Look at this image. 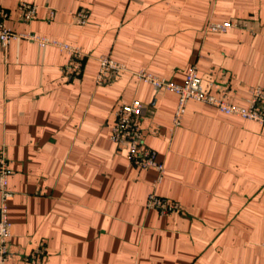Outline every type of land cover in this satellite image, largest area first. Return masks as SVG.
Listing matches in <instances>:
<instances>
[{
  "label": "crops",
  "instance_id": "crops-1",
  "mask_svg": "<svg viewBox=\"0 0 264 264\" xmlns=\"http://www.w3.org/2000/svg\"><path fill=\"white\" fill-rule=\"evenodd\" d=\"M21 1L38 6L33 20H22ZM0 8L13 30L85 53L70 78L59 47L0 43V154L13 194L6 264H264V127L195 99L174 127L177 94L135 74L184 83L196 66L212 93L227 86L228 100L246 106L252 88L264 87V0H0ZM81 8L86 25L70 13ZM233 18L248 27L206 30ZM105 55L126 69L97 85ZM134 99L144 105L145 141L165 164L156 185L158 172L130 164L110 137L115 110ZM152 191L180 209L148 207Z\"/></svg>",
  "mask_w": 264,
  "mask_h": 264
},
{
  "label": "built area",
  "instance_id": "built-area-1",
  "mask_svg": "<svg viewBox=\"0 0 264 264\" xmlns=\"http://www.w3.org/2000/svg\"><path fill=\"white\" fill-rule=\"evenodd\" d=\"M19 11L23 21H31L37 14L38 6L35 3L21 1ZM75 22L80 25H86L89 21V10L81 8L70 12ZM53 15V11L51 12ZM8 17V11L0 8V43L7 47L14 39H28L37 42L40 46H57L69 55V62L64 67L65 74L72 78L78 76L83 69V60L85 53L82 48L76 44L64 42L58 39L40 35L32 31L17 32L9 27L5 19ZM248 21L244 19H229L222 22L210 21L206 26L207 31L227 32L231 28H247ZM126 69L124 63L108 56H102L99 61V70L95 77L97 85H104L112 82L117 76ZM136 76L145 82L150 83L156 89H167L175 92L178 96V103L173 117V126H179L187 110V104L190 99H195L213 105L218 110L226 114H235L243 118L255 120L264 127V87L257 85L251 90V96L248 104L242 106L228 100V87L219 89V94L212 93L205 85L198 74L197 67L192 66L187 73L184 83H177L165 77L155 75L146 69H140L135 72ZM210 85H215L211 82ZM144 105L134 99L130 103L122 104L115 110V121L111 129V140L117 148L125 151L130 160V164L141 168H154L157 172V178L154 185L159 183L165 172V164L157 156V151L148 145L144 138V131L141 125V115ZM11 169L9 160L4 153L0 154V264H6L12 254L10 246V237L12 235L11 221L9 218V201L13 194L9 189V176ZM147 206L155 208L162 214L174 212L180 209V203L177 200L162 196L157 192H150L147 198Z\"/></svg>",
  "mask_w": 264,
  "mask_h": 264
},
{
  "label": "rangeland",
  "instance_id": "rangeland-1",
  "mask_svg": "<svg viewBox=\"0 0 264 264\" xmlns=\"http://www.w3.org/2000/svg\"><path fill=\"white\" fill-rule=\"evenodd\" d=\"M234 19V18H233Z\"/></svg>",
  "mask_w": 264,
  "mask_h": 264
}]
</instances>
